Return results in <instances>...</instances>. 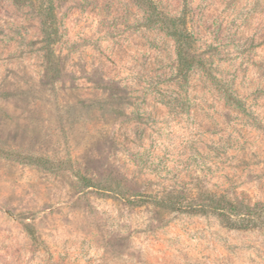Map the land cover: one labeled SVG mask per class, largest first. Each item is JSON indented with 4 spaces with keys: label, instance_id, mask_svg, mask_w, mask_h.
Instances as JSON below:
<instances>
[{
    "label": "rangeland",
    "instance_id": "374dc122",
    "mask_svg": "<svg viewBox=\"0 0 264 264\" xmlns=\"http://www.w3.org/2000/svg\"><path fill=\"white\" fill-rule=\"evenodd\" d=\"M49 8L0 0V264H264V232L150 201L264 203V0Z\"/></svg>",
    "mask_w": 264,
    "mask_h": 264
},
{
    "label": "trees",
    "instance_id": "16d2710c",
    "mask_svg": "<svg viewBox=\"0 0 264 264\" xmlns=\"http://www.w3.org/2000/svg\"><path fill=\"white\" fill-rule=\"evenodd\" d=\"M54 1L47 0L50 5L49 14L54 11ZM182 18L173 20L172 35L176 38L178 46V60L180 64V74L186 77L187 73L194 65L195 57L191 52L193 39L187 35L184 27L181 26ZM44 33L48 42H53V23L48 20L42 21ZM183 27V28H182ZM170 196V195H169ZM153 198L150 201L162 207L171 208L173 211H186L192 214H213L220 219V222L231 230L252 231L258 230L264 232V203L247 205L229 200L226 196L214 193H203L202 198L192 200L191 203L182 204L175 198ZM27 231L34 235L30 226H26Z\"/></svg>",
    "mask_w": 264,
    "mask_h": 264
}]
</instances>
